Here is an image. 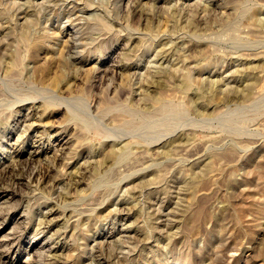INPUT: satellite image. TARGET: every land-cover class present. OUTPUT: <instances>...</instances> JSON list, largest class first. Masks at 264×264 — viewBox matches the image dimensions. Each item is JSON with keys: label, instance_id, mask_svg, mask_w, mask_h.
<instances>
[{"label": "rangeland", "instance_id": "374dc122", "mask_svg": "<svg viewBox=\"0 0 264 264\" xmlns=\"http://www.w3.org/2000/svg\"><path fill=\"white\" fill-rule=\"evenodd\" d=\"M263 8L0 0V264H264Z\"/></svg>", "mask_w": 264, "mask_h": 264}, {"label": "bare ground", "instance_id": "6f19581e", "mask_svg": "<svg viewBox=\"0 0 264 264\" xmlns=\"http://www.w3.org/2000/svg\"><path fill=\"white\" fill-rule=\"evenodd\" d=\"M260 7H261V6H260ZM263 9H264V8H263ZM255 19H256V18H255ZM263 21H264V20H263ZM255 22H256V20H255ZM258 22H260V20H259ZM257 24H258V23H257ZM262 24H263V23H262ZM255 27H256V26H255ZM260 27H261V26H260ZM166 28H167V27H166ZM256 28H257V27H256ZM174 31H175V30H174ZM232 31H233V30H232ZM166 34H168V33H166ZM154 41H155V40H154ZM162 48H163V47H162ZM159 49H161V48H159ZM161 51H163V50H161ZM160 58H161V57H160ZM162 59H164V58H162ZM161 63H162V62H161ZM205 67H206V66H205ZM206 68H207V67H206ZM202 69H203V68H202ZM262 72H263V71H262ZM218 82H219V81H218ZM253 82H254V81H253ZM258 82H259V81H258ZM258 82H257V83H258ZM214 83H215V81H214ZM255 83H256V81H255ZM212 84H213V83H212ZM250 84H251V83H250ZM252 84H253V83H252ZM252 84H251V85H252ZM249 86H250V85H249ZM252 86H254V85H252ZM247 87H248V86H247ZM249 88H250V87H249ZM249 88H248V89H249ZM254 88H255V86H254ZM214 89H215V88H214ZM230 89H231V88H230ZM243 89H244V87H243ZM243 89H242V90H243ZM246 89H247V88H246ZM246 89H245V90H246ZM250 89H251V88H250ZM235 90H236V89H235ZM238 90H239V89H238ZM250 91H251V90H250ZM256 91H257V90H256ZM214 92H215V91H214ZM231 92H232V91H231ZM234 92H235V91H234ZM253 92H254V90H253ZM215 93H216V92H215ZM227 93H228V92H227ZM241 93H242V92H241ZM243 93H245L244 90H243ZM251 93H252V91H251ZM230 94H231V93H230ZM230 94H229V95H230ZM235 94H236V92H235ZM158 97H159V96H158ZM232 97H233V96H232ZM232 97H230V98L233 100L234 97H233V98H232ZM235 97H236V96H235ZM245 97H246V96H245ZM245 97H244V98H245ZM248 97H249V96H248ZM2 98H3V97H2ZM163 98H164V97H163ZM165 98H166V97H165ZM6 99H7V98H6ZM6 99H5V100H6ZM47 99H48V98H47ZM59 99H60V97H59ZM61 99H62V98H61ZM61 99H60V101H61ZM241 99H243V98L241 97ZM7 100H9V99H7ZM15 100H16V99H15ZM19 100H20V99H18V101H19ZM30 100H31V99H30ZM33 100H34V99H33ZM48 100H49V99H48ZM57 100H58V99H57ZM155 101H156V100H155ZM161 101H162V100H160V102H161ZM164 101H165V100H164ZM227 101H228V100H227ZM7 102H8V101H7ZM19 102H20V101H19ZM45 102H46V101H45ZM49 102H50V100H49ZM51 102H52V101H51ZM51 102H50V103H51ZM160 102H159V101H156L155 104H160ZM54 103H55V102H54ZM66 103L68 104L67 101H66ZM0 104H1V103H0ZM55 104H56V103H55ZM63 104H64V103H63ZM63 104H62V105H63ZM72 104H73V103H71V105H72ZM64 106H65V105H64ZM66 106L69 107V105H66ZM0 107H2V105H1ZM59 107H60V106H59ZM70 107H71V106H70ZM70 107H69V108H70ZM159 107L162 108V104H160ZM32 109H33V108H32ZM69 111H70V110H69ZM43 116H44V115H43ZM41 118H42V117H41ZM41 118H40V119H41ZM3 119H4V118H3ZM37 120H38V119H37ZM33 121H34V120H33ZM42 121H43V120H42ZM34 123H35V121H34ZM43 123H44V122H43ZM37 124H39V123L37 122ZM41 124H42V123H41ZM46 124H48V123H46ZM46 124H45V125H46ZM39 125H40V124H39ZM43 125H44V124H43ZM48 125H49V124H48ZM27 126L30 128V127L33 126V124L30 123V124L26 125V127H27ZM40 126H42V125H40ZM49 126H51V125H49ZM24 127H25V126H24ZM35 127H36V126H35ZM45 129H46V128H45ZM45 133H46V132H45ZM158 136H159V134H158ZM160 137H163V135H162V136L160 135ZM160 137H159V138H160ZM155 138H156V137H155ZM155 138H154V139H155ZM143 139H144V138H143ZM160 139H161V138H160ZM160 141H161V140H160ZM152 142H153V141H152ZM156 142H157V141H156ZM148 145H149V144H148ZM165 145H167V143H166ZM165 145H164V147L166 148ZM119 149H120V148H119ZM119 149H117V150H119ZM121 150H122V149H121ZM165 150H166V149H165ZM169 150H170V149H169ZM120 152H121V151H120ZM120 152H119V153H120ZM133 152H134V151H133ZM167 152H169V151H167ZM165 153H166V151H165ZM165 153H164V154H165ZM112 154H113V152H112ZM162 154H163V152H162ZM168 154H169V153H168ZM166 155H167V154H166ZM145 168H146V167H145ZM143 170H144V169H143ZM194 176H195V175H193V177H194ZM156 179H157V178H156ZM47 214H49V213H47ZM90 215H91V214H90ZM45 218H46V217H45ZM43 220H44V219H42V221H43ZM97 220H98V219H97ZM44 222H45V221H44ZM68 226H69V225H68ZM86 228H87V227H86ZM74 229H75V228H74ZM45 259H46V258H45ZM43 261H45V260H43Z\"/></svg>", "mask_w": 264, "mask_h": 264}]
</instances>
